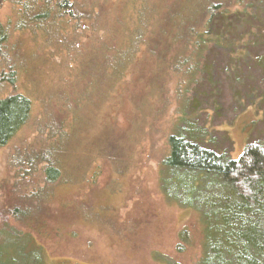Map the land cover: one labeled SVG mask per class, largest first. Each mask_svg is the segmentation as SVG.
Segmentation results:
<instances>
[{"label":"rangeland","instance_id":"1","mask_svg":"<svg viewBox=\"0 0 264 264\" xmlns=\"http://www.w3.org/2000/svg\"><path fill=\"white\" fill-rule=\"evenodd\" d=\"M74 1L80 6L84 0ZM30 2L22 0L25 10L16 1L0 5V21L10 32L0 78L3 71L18 73L13 85L0 79V97L19 93L33 103L29 123L0 149V247L12 240L4 232L8 226L30 234L46 264H198L199 214L209 207L199 201L194 209L184 205L172 188L164 194L160 187L167 173L162 160L169 155L168 141L178 133L183 118V132L192 129L189 132L197 133L196 141L206 149L235 160L251 143H264V0L254 2L252 13L216 26L190 87L178 90L179 78L174 75L178 62L172 49L134 48L127 64L131 80L120 87L118 98L109 97L94 110L82 108L93 129L84 141L77 133L62 143L74 154L64 160V178L53 184L39 174L23 173L21 160L42 152L45 142H50L51 127L61 126L51 102L64 104L66 94L59 92L68 88L75 55L83 52L86 41L82 38L75 46L73 31L68 51L54 47L43 39L45 32L36 31L45 30L44 25L32 26L23 19L34 14ZM97 5L94 29H103L109 14L118 22L117 33L121 31L118 45L128 49L123 29L133 33L136 1L100 0ZM19 22L26 30L18 29ZM80 24L82 30L85 24L88 29L92 25ZM59 25L61 34L67 31L63 40L67 39L66 21ZM155 34L148 32L146 42L152 37L162 40L160 32ZM185 89L189 93L180 97ZM64 138L68 140L70 134L66 132ZM88 148L85 160L77 161ZM205 181L202 199L221 193L213 187L215 180ZM209 183L213 188L207 187ZM175 199L178 204L169 201ZM15 209L25 212V218H15ZM185 229L193 243L181 252L179 233ZM5 249L0 255L8 254ZM20 256L16 253L15 261ZM6 261L12 263L10 257Z\"/></svg>","mask_w":264,"mask_h":264},{"label":"trees","instance_id":"2","mask_svg":"<svg viewBox=\"0 0 264 264\" xmlns=\"http://www.w3.org/2000/svg\"><path fill=\"white\" fill-rule=\"evenodd\" d=\"M6 1H16L17 6L25 10L22 0H2L0 5ZM135 1L137 5L133 15L136 23L132 34L123 29L127 33L125 42L129 46L124 49L117 43L121 34V31L117 33L118 22L109 14H106L103 29H94L97 23L93 21L100 7L97 5L100 0H84L81 7L74 0H31L30 7L34 14L31 18L23 19L32 26L44 25L45 30L36 29L40 31L38 34L46 33L43 39L54 47L61 48L63 52L68 51L70 34L74 31L75 46L81 43L82 38L86 44L83 52L75 55L76 67L67 83L68 88L59 92L66 94L64 104L56 99L51 102L62 124L51 127L48 133L50 142H45L42 152L21 160L23 173L39 174L47 184L64 178V160L70 158L74 150L67 145L63 148L62 143L69 141L71 135L77 133L84 141L87 131L93 129L91 119L82 116L83 107L94 110L100 103L106 102L107 98H118L115 94L120 91V87L131 80L127 64L134 48L146 45L150 50L158 52V46L165 45L172 49L174 62H178L174 67V75L179 78L178 90L182 86L190 87L213 39L216 26L224 21H231L240 14L252 13L249 9H252L257 0ZM113 8L117 9L115 6ZM65 21L70 31L68 38L63 40V33L67 31L61 34L59 23L64 24ZM80 21L92 24L90 29L85 24L82 30ZM17 27L19 30L27 28L20 22ZM155 31L160 32L162 40L152 37L146 42L148 32L158 36ZM9 37V30L0 21V62L6 59ZM33 39L36 40L35 33ZM157 59L160 60L159 57ZM6 74L2 72V83L15 84V74L18 77V73L11 71ZM188 93L189 90L185 89L179 94L182 97ZM137 107L138 111L143 108L141 105ZM32 112L33 103L26 95L18 93L0 97V149L22 132L29 123ZM71 115H75L73 120ZM67 121L71 122L66 124ZM184 121L183 118L178 123V133L168 141L169 155L162 160L167 175L163 177L160 188L164 194L172 192L169 188L175 189V198L179 193L184 205L193 209L198 201L201 206L209 207L208 210L199 211L201 241L198 264H264V143H251L239 160H235L227 153L218 154L206 149L202 141H196L197 133L189 132L192 129L187 128L183 132L180 126ZM66 132L70 134L68 140L64 138ZM89 150L90 148L78 154L77 161L85 160ZM208 179L216 181L213 182V187H218L221 193L202 199L205 180ZM210 183L207 186L209 188L212 187ZM30 187L32 185L29 183L28 188ZM169 201L178 204L177 199ZM25 216V212L14 210L15 218L23 219ZM4 232H8L12 240L9 246L0 247V250L6 248L11 256L6 253L0 255V264H10L11 262L6 261L8 257L13 264H46L42 250L35 247L30 234L8 226ZM1 237L3 233L1 236L0 232V239ZM179 241L181 252L193 243L187 229L179 233ZM28 251V255H25ZM16 253L21 255L20 260L15 261Z\"/></svg>","mask_w":264,"mask_h":264}]
</instances>
